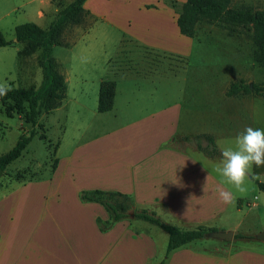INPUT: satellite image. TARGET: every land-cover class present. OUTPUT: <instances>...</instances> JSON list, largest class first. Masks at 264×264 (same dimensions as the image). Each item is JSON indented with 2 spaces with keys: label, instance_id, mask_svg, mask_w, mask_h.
I'll use <instances>...</instances> for the list:
<instances>
[{
  "label": "rangeland",
  "instance_id": "rangeland-1",
  "mask_svg": "<svg viewBox=\"0 0 264 264\" xmlns=\"http://www.w3.org/2000/svg\"><path fill=\"white\" fill-rule=\"evenodd\" d=\"M48 1L0 0L5 39L14 41V28L21 23L47 28L72 0ZM137 1L90 0L80 20L64 27L50 54L65 78V97L50 111L42 110L34 126L16 110L6 111L10 101L0 102V155L21 134L34 130L21 156L0 178L4 248L13 250V257L20 254L11 264H80L71 236L76 245H85V264H156L164 256L167 233L135 219L132 212L141 208L181 228L203 224L232 229L264 244L255 238L264 232V191L255 185L257 194L251 198L258 205L242 206L241 199L243 219L236 226L225 217L230 209L218 196L220 186L177 158L197 149L196 134L264 128V109L255 110L253 101L238 102L241 92L226 95L232 81L264 83L251 25L204 20L192 37L167 36L165 17L142 14ZM183 1L147 0L143 7L166 10L176 18ZM230 6L264 9V0H236ZM126 16L135 21L139 38L164 47L123 30ZM27 48L17 42L0 51V83L41 86L42 49L24 53ZM103 79L116 82L115 109L107 113L97 111ZM149 103L159 111L169 106V123L157 111L148 114ZM152 117L158 119L153 128L148 123ZM85 190L105 192L127 217L111 221L102 204L81 199ZM188 246L180 250H201L197 244Z\"/></svg>",
  "mask_w": 264,
  "mask_h": 264
},
{
  "label": "trees",
  "instance_id": "trees-1",
  "mask_svg": "<svg viewBox=\"0 0 264 264\" xmlns=\"http://www.w3.org/2000/svg\"><path fill=\"white\" fill-rule=\"evenodd\" d=\"M86 0H72L62 7L47 28H43L34 22H25L15 26L14 37L16 42L27 43L28 48L24 53H29L37 48L42 49V60H39L42 68V84L40 87H9L7 95L0 96V102L6 104V111L16 110L23 116L25 122L32 126L36 124L37 117L42 110L50 111L65 97V78L58 70L55 58L50 54V48L59 45L60 36L68 23H77L84 13ZM231 0H184L176 18V24L181 35L192 37L195 35L197 25L201 21H219L232 26L251 25L256 45L255 60L264 65V9L233 8ZM13 43V40L5 39L0 29V47ZM18 53V52H17ZM249 83L244 80L232 81L226 89V95L232 96L239 92L264 95V83ZM116 91V82L111 79H103L99 83L97 111L105 113L112 109ZM34 130L29 134H21L15 145L7 152L0 155V178L5 175V169L9 163L21 156L31 138ZM189 139V138H187ZM196 148L205 156L215 160H221V150L215 142L213 135L200 133L194 136ZM259 190L264 191V182L255 181ZM2 182L0 180V186ZM105 192L96 190L93 192L82 191L81 199L95 201L102 204L109 214L111 221L115 222L127 217L124 207L108 196ZM241 199L237 200V207L241 206ZM135 219L146 221L155 225L167 233L165 253L193 240L205 239L208 233L216 230L215 227H207L199 224L194 228L185 229L164 221L155 212L146 208L136 209L132 212ZM235 240L254 239L247 233L235 232ZM157 264H163L161 259Z\"/></svg>",
  "mask_w": 264,
  "mask_h": 264
},
{
  "label": "crops",
  "instance_id": "crops-1",
  "mask_svg": "<svg viewBox=\"0 0 264 264\" xmlns=\"http://www.w3.org/2000/svg\"><path fill=\"white\" fill-rule=\"evenodd\" d=\"M90 0H86L83 4L84 7H91L88 5V2ZM147 0H139L137 1L135 8L141 12L142 14H155L160 17H165V20H163V30L165 33L173 34L178 37H187L184 35H181L179 33L177 24H176V18L172 17L167 13L166 10H162L161 12H157L155 9H148L146 7H143V3H145ZM236 0H231V3H234ZM42 2L48 3V0H42ZM45 4V3H44ZM141 6L142 8H140ZM38 16L42 17V10L39 9ZM178 15V14H177ZM126 25L122 27L123 30L127 31L129 34L137 37L142 42H145L146 44L156 46V47H164V46H158L153 43H149L148 41H144L143 39L139 38L135 32H134V26L135 21L133 18H130L129 16L125 17ZM117 26H119L117 24ZM120 27V26H119ZM115 29H118L115 27ZM179 33V34H178ZM19 43V42H18ZM17 45L16 41H13L12 44L7 46L0 47V51H3L2 49H6L9 46H15ZM19 47L16 49V54L18 52ZM114 96V103L113 107L110 110L111 112L115 109L116 105V94ZM169 93H167V96ZM238 102H254L255 110H261L264 109V95L263 94H255L252 92L249 93H242L236 99ZM149 113L156 112L161 113L162 122L167 121L169 123L170 120V110L169 106L166 107V109H162L161 111L154 110V105L152 103H149ZM108 111V112H110ZM107 113V112H105ZM158 122L154 121V118L152 117L151 120L148 121V123L153 126H157L156 124ZM163 124V123H162ZM263 125V124H262ZM260 129H264L261 127ZM202 133H209L214 136L215 142L219 149L221 150L224 147L228 146H234V141L238 133H234L233 131H228L224 129H215L214 132H202ZM200 134V133H199ZM178 163H181L182 165L188 161V163H191V165L196 170H202L206 174H208L220 187H221V181L222 177L216 172V166L219 163L220 160H215L208 158L203 153H201L198 149H194L191 151L189 155L183 154L182 156H178ZM148 164L149 169L151 171L154 170L155 162L153 156H149L148 158ZM164 164V163H163ZM184 167V166H182ZM179 168V167H178ZM261 181L264 182V167H253L252 174L249 176L247 183V191L244 193H239L235 191L231 187V185L224 184L223 187L226 190L232 191L233 196L235 198L234 204H229L230 214L225 216L227 221L232 222L236 226L240 224V222L243 219V215L241 214L240 209L237 207V200L243 199L242 206L245 204L247 205H258L255 201L252 200L251 197L254 196V194H257L256 190V183L255 181ZM256 197V196H255ZM247 200V201H246ZM119 221V220H118ZM117 222V221H115ZM39 232L38 230H35V233ZM34 238H36V234L34 235ZM256 239H249V240H231V241H207L204 239L200 240H193L190 242H187L185 244H182L174 249H172L167 254L164 251V256L161 258L163 259V264H264V244L261 242H256ZM195 243V244H192ZM35 244V243H34ZM71 247L73 248L74 252L77 254V260H79L78 263L85 264V245L84 246H78L75 244L74 238L71 236ZM199 245L201 247V250L195 251H186V250H180L186 248L187 245H190L188 247ZM36 245V244H35ZM37 246V245H36ZM183 247V248H182ZM14 253L13 250H5L4 248V234H1L0 232V264H11V261L20 259V254L18 256L13 257ZM178 257V260L176 261V257ZM160 259V260H161ZM159 260V261H160ZM158 261V262H159ZM157 262V263H158ZM156 263V264H157Z\"/></svg>",
  "mask_w": 264,
  "mask_h": 264
},
{
  "label": "clouds",
  "instance_id": "clouds-1",
  "mask_svg": "<svg viewBox=\"0 0 264 264\" xmlns=\"http://www.w3.org/2000/svg\"><path fill=\"white\" fill-rule=\"evenodd\" d=\"M9 90L6 83H0V96L7 95ZM221 157L215 169L222 177L217 193L222 203L234 204L232 191L223 185H231L239 193L247 191L246 182L253 167H264V129L246 127L237 134L234 146L221 149Z\"/></svg>",
  "mask_w": 264,
  "mask_h": 264
},
{
  "label": "water",
  "instance_id": "water-1",
  "mask_svg": "<svg viewBox=\"0 0 264 264\" xmlns=\"http://www.w3.org/2000/svg\"><path fill=\"white\" fill-rule=\"evenodd\" d=\"M250 88L252 87V84L250 83ZM234 231L232 229L224 230V229H216L212 230L208 233L209 238L217 239V240H223V241H231L234 238ZM255 238L264 241V232H260L255 236Z\"/></svg>",
  "mask_w": 264,
  "mask_h": 264
}]
</instances>
